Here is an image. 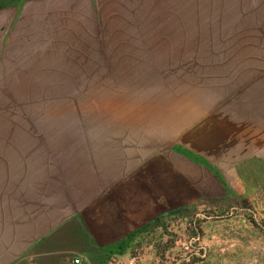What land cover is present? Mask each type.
Masks as SVG:
<instances>
[{"label": "rangeland", "instance_id": "obj_1", "mask_svg": "<svg viewBox=\"0 0 264 264\" xmlns=\"http://www.w3.org/2000/svg\"><path fill=\"white\" fill-rule=\"evenodd\" d=\"M111 193L155 222L108 264H264V0H0V227Z\"/></svg>", "mask_w": 264, "mask_h": 264}, {"label": "crops", "instance_id": "obj_2", "mask_svg": "<svg viewBox=\"0 0 264 264\" xmlns=\"http://www.w3.org/2000/svg\"><path fill=\"white\" fill-rule=\"evenodd\" d=\"M167 150L161 158L184 178V191L202 188L207 182L215 185L216 179L202 166ZM67 210L59 219L49 213L31 231L18 228L13 237L2 224L0 264H108L127 253L136 234L155 222V213L145 205L123 203L112 193L96 210L86 205Z\"/></svg>", "mask_w": 264, "mask_h": 264}, {"label": "built area", "instance_id": "obj_3", "mask_svg": "<svg viewBox=\"0 0 264 264\" xmlns=\"http://www.w3.org/2000/svg\"><path fill=\"white\" fill-rule=\"evenodd\" d=\"M74 264H79V261H74Z\"/></svg>", "mask_w": 264, "mask_h": 264}]
</instances>
